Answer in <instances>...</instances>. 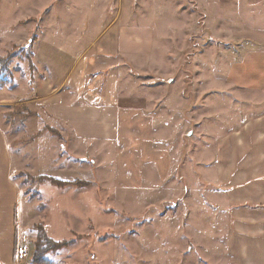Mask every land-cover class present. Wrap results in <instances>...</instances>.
Instances as JSON below:
<instances>
[{
  "label": "crops",
  "instance_id": "crops-1",
  "mask_svg": "<svg viewBox=\"0 0 264 264\" xmlns=\"http://www.w3.org/2000/svg\"><path fill=\"white\" fill-rule=\"evenodd\" d=\"M168 1L163 14L176 8L168 6ZM190 1L188 9L194 6L190 11L198 14H189L182 24L199 30L201 22L204 35L235 44L229 49H208L207 64L224 76V81L216 82L225 87L220 95L230 98L211 100L218 108L213 113L220 117L211 128L205 125L207 106L191 110L178 84L151 88L149 95L134 84L128 98L124 71L114 72L107 83L89 78L88 72L95 70L88 69L90 64L103 57L104 49L140 67L139 59L159 47L149 26L114 19L117 33L113 37L80 34L67 39L66 34L60 35L61 26H54L55 35L44 36L43 23L31 54L38 67L31 84L29 74L21 79L12 71L15 86L0 87V264H32L29 257L15 253V241L20 242L24 231L36 222L27 217L26 195L21 194L20 179L15 177L18 172L117 189L174 185L178 172L183 178H198L191 195L196 199L198 194L197 200L213 205L204 213L211 217L207 222L211 237H205L209 241L203 237L207 245L201 244L217 246L220 261L264 264V0ZM109 2L96 0L94 7L105 11ZM174 16L156 15L157 26L176 21ZM99 21L101 26L107 23ZM127 27L139 29L128 34ZM95 39L99 41L96 48L86 45ZM19 80L23 90L14 94ZM16 103L34 114L17 126L6 116ZM190 122L197 132L187 130ZM41 125L59 133L47 139V146L53 145L47 151L46 137L38 135ZM34 135L31 148L22 146L24 137L29 141ZM189 231L190 220L188 236Z\"/></svg>",
  "mask_w": 264,
  "mask_h": 264
},
{
  "label": "rangeland",
  "instance_id": "rangeland-1",
  "mask_svg": "<svg viewBox=\"0 0 264 264\" xmlns=\"http://www.w3.org/2000/svg\"><path fill=\"white\" fill-rule=\"evenodd\" d=\"M156 2L158 4L155 7ZM95 3L96 0H0V53L4 51L0 57L9 53L6 69L12 80V85L4 83L0 87L15 86L12 71L21 79L29 74L31 84L38 68L31 54L44 22V36L55 35L54 26L56 29L61 26L60 35L66 34L65 38L69 39L70 36L78 37L80 34L95 38L98 35L113 37L117 33V26L112 20H123L129 25L142 23L149 26L161 50L159 47L152 48L139 59L142 61L139 67L132 60L121 59L113 50L106 49V52L103 48V57L96 62L92 61L88 68L95 69L88 72L89 78L107 83L114 72L122 74L124 71L126 76L123 81L128 98L133 93L134 88L131 86L134 84H140L142 94L149 95L158 87L175 83L181 89L184 88L182 93L186 94L191 110L197 112L207 106L206 127L213 126L214 120L220 121L216 115L219 113H213L218 108L210 102L214 100V103H218L228 97L220 95L225 87L216 83L221 79L224 81V76L219 71H213L207 64L208 49L211 46L229 49L235 44L216 42L204 35L201 22L198 24L199 30L182 24L189 14H198L190 11L194 6L188 9L192 5L190 0H169L168 6L172 4L176 8L171 12L166 10L168 14L161 11L165 0H110L104 6L105 11L97 10ZM169 13H174L176 21L157 26L156 15L160 14L165 19ZM101 19L107 20L103 26L101 21L98 23ZM87 21L88 26H85ZM82 23L85 24L82 26ZM138 29L127 27V33H137ZM86 45L96 48L99 41L95 39ZM200 57L204 58L198 59ZM151 58L156 61H151ZM93 64L95 67H92ZM39 71L42 72V68ZM119 81L122 79L119 78ZM17 85L14 94L23 90L21 80L17 81ZM23 107L17 103L9 107L12 109L7 114H13L15 126L24 116ZM8 119L12 120L11 117ZM186 127L191 133L197 132V126L192 122ZM40 129L38 135L46 137L44 149H52L53 145L47 146L48 138L59 137V133L51 128L44 129V125ZM35 137L31 136L29 141H25L24 137L22 146L31 148ZM33 175L24 172L15 175L20 179L21 194L26 195L27 217L36 221L24 231L29 240V251L26 254L29 258L37 239L36 226H41L51 243L69 242L65 247L52 248L46 252V258L51 264H232L231 260L220 261L217 246L201 244L207 245L205 237L209 240L211 237L208 236L210 229L207 226L211 217L204 213L213 210V205L197 200L198 194L196 199L195 195H191L198 178H183L178 172L174 185L167 183L158 188L146 186L118 190L115 186L101 187L97 182H87L88 185L80 187L73 184L59 186L51 182L55 179L45 176L46 179L41 180L44 176H39L38 172ZM192 200L197 203L195 207H192ZM189 220L190 236L186 233ZM18 243L19 240L15 241V246Z\"/></svg>",
  "mask_w": 264,
  "mask_h": 264
},
{
  "label": "trees",
  "instance_id": "trees-1",
  "mask_svg": "<svg viewBox=\"0 0 264 264\" xmlns=\"http://www.w3.org/2000/svg\"><path fill=\"white\" fill-rule=\"evenodd\" d=\"M8 55H9V53L3 57H0V85H2L4 83H8L9 85H12L11 75L9 73H7V69H6V63L8 62V59H9ZM22 109L24 111V116L22 117V119H20V122H22L24 119H26L29 116H34V114L31 113L29 110H27L25 107H23ZM6 116H7V120H9L8 118L11 117V119H12V120H10L11 124L14 125L16 120H15V117L14 118L12 117L13 114L9 113V114H6ZM50 132H51V130H50ZM42 179H46V178L41 177V180ZM51 182H53L54 184L59 185V186H65V185L73 184V185L80 187V186L88 185L87 182L79 181V180H75L72 183L62 182V181H57V180H51ZM36 230H37V239L35 242L34 251L32 253V256H30L29 261L32 264H51L49 259L46 258V252L51 251L52 248L60 249L62 247H65V245L68 244L69 242H61V243H57V244L51 243L52 241L45 235L41 226H36ZM45 246H48V248Z\"/></svg>",
  "mask_w": 264,
  "mask_h": 264
},
{
  "label": "built area",
  "instance_id": "built-area-1",
  "mask_svg": "<svg viewBox=\"0 0 264 264\" xmlns=\"http://www.w3.org/2000/svg\"><path fill=\"white\" fill-rule=\"evenodd\" d=\"M29 251V240L25 235L20 237V242L15 246V253L18 256H26Z\"/></svg>",
  "mask_w": 264,
  "mask_h": 264
}]
</instances>
